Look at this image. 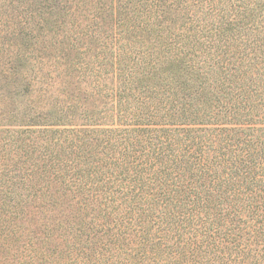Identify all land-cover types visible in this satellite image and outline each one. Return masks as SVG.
Returning <instances> with one entry per match:
<instances>
[{
    "label": "trees",
    "instance_id": "1",
    "mask_svg": "<svg viewBox=\"0 0 264 264\" xmlns=\"http://www.w3.org/2000/svg\"><path fill=\"white\" fill-rule=\"evenodd\" d=\"M43 2L0 43V264H264V0Z\"/></svg>",
    "mask_w": 264,
    "mask_h": 264
},
{
    "label": "rangeland",
    "instance_id": "2",
    "mask_svg": "<svg viewBox=\"0 0 264 264\" xmlns=\"http://www.w3.org/2000/svg\"><path fill=\"white\" fill-rule=\"evenodd\" d=\"M0 0V43L11 39L12 32H26L40 20V10H44L43 0ZM42 1L43 3H38ZM29 7V8H28ZM33 16V19L31 17ZM28 24H23V20ZM27 25V26H26Z\"/></svg>",
    "mask_w": 264,
    "mask_h": 264
}]
</instances>
